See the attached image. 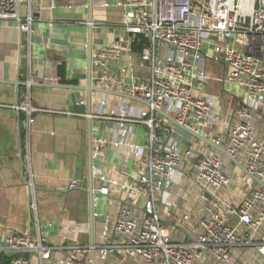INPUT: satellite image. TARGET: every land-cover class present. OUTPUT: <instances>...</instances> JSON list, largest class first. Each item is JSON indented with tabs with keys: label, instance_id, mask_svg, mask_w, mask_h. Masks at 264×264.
Masks as SVG:
<instances>
[{
	"label": "built area",
	"instance_id": "2783aa9c",
	"mask_svg": "<svg viewBox=\"0 0 264 264\" xmlns=\"http://www.w3.org/2000/svg\"><path fill=\"white\" fill-rule=\"evenodd\" d=\"M116 4L129 9L117 38L92 54L93 66L100 69L94 86L147 103L118 95L116 112L107 113L106 102L101 100L97 110L88 114L113 121V146L116 150L126 146V157L133 160V175L125 167L111 173L96 171L94 205L99 197L121 201L113 227L117 239L108 241L104 228L100 246L81 245L73 235L57 245L48 243L38 232L31 235L0 226L4 240L0 255H11L9 264H30L25 253L36 255L39 264H53L56 254L60 255L56 264H91L88 254L98 248L102 260L117 251L141 258L143 264H233L240 248L255 247L264 257V244L257 239L264 226V188H252L239 204L224 200L220 191L231 182L223 168L224 156L197 139L181 143L172 136L174 130L168 121L156 112L162 110L197 133L200 122H219L221 117L213 112L216 103L198 94L210 79L204 70L206 61L223 63L226 73L222 83L238 85L246 100L234 108L224 139L200 134L222 145L250 174L264 176V140L256 136L252 122L255 112H264V0H128ZM36 13L32 0H0V20L17 22L28 49ZM139 40L141 49H133ZM206 45L211 53L204 51ZM124 53L133 54L130 61L134 56L139 59L143 66L140 77L135 78L128 67L116 73L109 70L108 62L119 61ZM128 76L131 82L126 81ZM44 81L58 82L52 75ZM30 83L27 80L28 86ZM11 107L24 113L19 124L27 140L34 113L40 110L28 100ZM138 125L147 129L145 146L130 141ZM105 143L101 137L91 141L93 158H105ZM190 171L201 212L194 231L186 224L190 213L177 216L179 227L191 234L190 239L179 241L161 211L172 216L171 209L180 198L177 189ZM28 182L33 191L31 180ZM78 183L75 179L70 182L71 187ZM31 209L36 210L34 201Z\"/></svg>",
	"mask_w": 264,
	"mask_h": 264
},
{
	"label": "crops",
	"instance_id": "0c3cea01",
	"mask_svg": "<svg viewBox=\"0 0 264 264\" xmlns=\"http://www.w3.org/2000/svg\"><path fill=\"white\" fill-rule=\"evenodd\" d=\"M119 1L124 4L128 0H32L37 18L32 22L29 49L17 22L0 20V226L4 230H18L31 235L38 232L48 243L57 245L73 235L81 245L100 246L104 228L109 235L108 241L117 239L113 227L121 201L99 197L98 205L93 203L91 226L88 190L92 186L95 192L98 187V170L111 173L125 167L133 175V160L126 157V146L120 150L113 146V121L91 118L86 110L69 111V90L45 86L50 83L45 82L44 77L52 75L58 80L54 84L83 88L91 77L94 85L93 80L100 69L93 66L92 54L99 46L108 45L117 38L122 30L123 16L129 9L127 5H117ZM205 48L204 51L211 53L209 46ZM131 57L133 54L124 53L119 61H109V70L116 73L119 68L128 67L133 70L135 78L140 77L143 66L136 56L130 61ZM204 70L210 79L198 95L216 103L213 112L221 120L200 122L199 133L224 139L233 122V110L245 102L246 95L234 84L222 83L226 73L223 63L207 60ZM27 80L31 85H27ZM126 81H132L130 76ZM76 96V105L84 106L87 92L78 90ZM91 98V113L97 110L101 100L106 102L107 113L118 109V95L92 92ZM27 100L40 111L34 113V125L26 140L19 124L24 113L11 106ZM89 120L91 141L99 137L106 140L105 158L92 157L91 170ZM252 122L256 136L264 140V112H255ZM192 139L195 138L188 141ZM130 141L145 146L148 141L146 127H134ZM223 168L231 177V182L220 191L224 200L239 204L252 188L260 186L225 156ZM24 179L31 180L33 191ZM72 179L79 182L76 187H71ZM177 191L180 198L177 207L171 209L172 216H166L162 211L161 214L173 237L186 241L191 234L179 227L181 222L177 216L190 213L186 224L194 231L198 229L196 218L201 212L192 171L185 173ZM95 196L93 193L92 202ZM32 201L36 205L35 211L31 209ZM135 212L139 214L138 210ZM257 239L264 244V226L260 228ZM3 244L0 234V245ZM94 255L95 264H143L141 258L125 256L117 251L110 252L105 260L100 258L98 248ZM23 256L29 259L30 264H39L36 255L25 253ZM0 257L9 264L11 255L4 253ZM59 257V254L55 255L53 264ZM88 257L92 264L91 253ZM233 264H264V257L255 247H243L237 251Z\"/></svg>",
	"mask_w": 264,
	"mask_h": 264
},
{
	"label": "water",
	"instance_id": "95a60500",
	"mask_svg": "<svg viewBox=\"0 0 264 264\" xmlns=\"http://www.w3.org/2000/svg\"><path fill=\"white\" fill-rule=\"evenodd\" d=\"M20 60H21V58H20ZM22 84H26V83H22ZM17 85H19V84H17ZM30 85H31V83H30ZM44 85L48 86V87H52V88H63V89L69 90V92L71 93L70 94L71 97L67 98L69 111L86 110V112L88 114H90L91 108H92V98H91L92 92L100 93V94H115V95H119V96H123V97H129V98L135 99L137 101H140L144 104H147L144 100H141L138 98H133V97L128 96L126 94L118 93L115 91H109V90H105V89L99 88L97 86H94L91 83V77L89 78L87 86L85 88L80 87L79 85H63V84H51V83L50 84H44ZM78 90H85L87 92L86 104L84 106H81V107H78L76 105V102H75L77 99L76 93L78 92ZM156 112L168 121V126L170 128H173L174 131L172 133V136L175 139H177L178 141H180L183 144H185L187 142V140L191 139V138H195L198 141L203 142L204 144L208 145L212 149L221 153L223 156L227 157L233 164H235L240 169H242L247 174V176H249V178L251 180H253L258 185H260L262 188H264V176H262L261 178H258L256 176L250 174L249 172H247L246 169L244 168V166L236 158L230 156L226 152V150L223 146L212 142L210 139L206 138L205 136H203L200 133L194 132V131L182 126L172 116L163 112L162 110H156ZM88 135H89V167L91 170V168H92V151H91L92 133H91V121L90 120H89V134ZM24 180H25V182L28 183V179H24ZM88 194H89L90 223L92 226V219H93V202H92L93 189H92V186H90V189L88 190ZM91 258H92V264H95L94 251L91 252Z\"/></svg>",
	"mask_w": 264,
	"mask_h": 264
},
{
	"label": "trees",
	"instance_id": "16d2710c",
	"mask_svg": "<svg viewBox=\"0 0 264 264\" xmlns=\"http://www.w3.org/2000/svg\"><path fill=\"white\" fill-rule=\"evenodd\" d=\"M142 47V41H136L135 43H133V49L135 50H140ZM0 261H2L3 264H5L6 262L3 260V257H0Z\"/></svg>",
	"mask_w": 264,
	"mask_h": 264
},
{
	"label": "rangeland",
	"instance_id": "374dc122",
	"mask_svg": "<svg viewBox=\"0 0 264 264\" xmlns=\"http://www.w3.org/2000/svg\"><path fill=\"white\" fill-rule=\"evenodd\" d=\"M231 84H232V83H231ZM226 86H227V87H229L230 85H229V84H227ZM233 86H235V88H236V89H239V90H241V91H242V94H244V95H245V93H243V90H242V89H240V87H239L238 85L234 84ZM134 105H141V104H138V103L134 102Z\"/></svg>",
	"mask_w": 264,
	"mask_h": 264
}]
</instances>
